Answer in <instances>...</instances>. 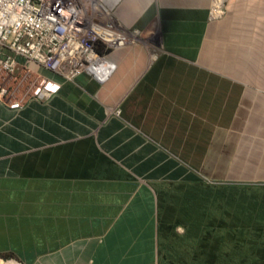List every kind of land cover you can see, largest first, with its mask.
<instances>
[{
  "label": "crops",
  "instance_id": "1",
  "mask_svg": "<svg viewBox=\"0 0 264 264\" xmlns=\"http://www.w3.org/2000/svg\"><path fill=\"white\" fill-rule=\"evenodd\" d=\"M141 1L117 10L140 41L101 47L106 75L17 57L3 76L0 256L264 264V0H228L214 22L211 0Z\"/></svg>",
  "mask_w": 264,
  "mask_h": 264
},
{
  "label": "built area",
  "instance_id": "2",
  "mask_svg": "<svg viewBox=\"0 0 264 264\" xmlns=\"http://www.w3.org/2000/svg\"><path fill=\"white\" fill-rule=\"evenodd\" d=\"M110 1L0 0L2 78L15 73L17 57H23L28 68L38 65L65 80L84 72L97 75L96 67H103L106 61L98 48L116 49L133 42L128 30L111 14ZM226 2L211 0L210 21L225 16ZM52 88L42 81L36 95L44 97ZM8 92L0 84V96Z\"/></svg>",
  "mask_w": 264,
  "mask_h": 264
},
{
  "label": "rangeland",
  "instance_id": "3",
  "mask_svg": "<svg viewBox=\"0 0 264 264\" xmlns=\"http://www.w3.org/2000/svg\"><path fill=\"white\" fill-rule=\"evenodd\" d=\"M118 0H115V2H114V0L112 1V2H110V3H108V5H109V7H110V12H111V14L114 16V17H116L115 15H117V10H118V8H119V6H120V4H121V0H120V3H118L117 2ZM116 2L118 3V4H116ZM116 5H118V6H116ZM226 7H227V11H226V14H225V16L224 17H222V18H220V19H218V20H215V21H222V20H224L227 16H228V14H229V12H228V0H227V2H226ZM208 14H209V11H208ZM118 17V16H117ZM117 19V18H116ZM119 22V21H118ZM214 22V21H213ZM239 29H241V33L243 34V33H245V30H244V26H239ZM131 30H134V29H131ZM132 32L134 33V31H131V32H129L128 31V33H130V35H131V37H132V39H133V42L132 43H134L135 41L137 42H139L140 40V35H137V37H134L133 35H132ZM141 34V33H140ZM213 35V34H212ZM110 51V50H109ZM211 55H213V52L212 51H210V53H209V58H208V60H210L207 64H208V66H207V69H208V72H215V64H216V59L213 57V56H211ZM2 75L3 74H1L0 75V84L2 85V86H4V87H11L9 84H5L3 81V79H2ZM224 76V78L223 79H226V80H229L230 79V74H225V75H223ZM229 78V79H228ZM207 81H209V77H207ZM27 86H29V83L28 82H25V86H21L20 88L22 89V90H26L27 89ZM12 87H16V85H14V86H12ZM13 89V88H12ZM9 92H11V89H9ZM9 95V94H8ZM0 260H2V261H6V262H8V261H10V262H17V263H19V264H24L23 262H21L19 259H17V258H14V257H7V256H0Z\"/></svg>",
  "mask_w": 264,
  "mask_h": 264
},
{
  "label": "trees",
  "instance_id": "4",
  "mask_svg": "<svg viewBox=\"0 0 264 264\" xmlns=\"http://www.w3.org/2000/svg\"><path fill=\"white\" fill-rule=\"evenodd\" d=\"M231 60V59H230ZM225 65V67H228V65L227 64H229V62L228 63H224ZM235 76H238V77H242L244 80H246V76L245 75H243V74H235ZM252 76H254L253 78H252V81H262L263 79H264V77H263V75H252ZM224 81H228V80H226V79H223ZM243 108H241L240 109V111L242 110ZM254 124H259L258 122H254Z\"/></svg>",
  "mask_w": 264,
  "mask_h": 264
},
{
  "label": "bare ground",
  "instance_id": "5",
  "mask_svg": "<svg viewBox=\"0 0 264 264\" xmlns=\"http://www.w3.org/2000/svg\"><path fill=\"white\" fill-rule=\"evenodd\" d=\"M113 1V0H112ZM112 1H110V2H112ZM144 1V0H143ZM143 1H141V2H143ZM114 2H115V0H114ZM118 2V1H117ZM123 2V0H121V3ZM145 2V1H144ZM143 2V3H144ZM140 9V8H139ZM117 14H118V11H117ZM130 21V20H129ZM96 72H97V74H99L100 72H104V69H103V67H96ZM101 74V73H100ZM0 264H19V263H17V262H10V261H8V262H6V261H2V260H0Z\"/></svg>",
  "mask_w": 264,
  "mask_h": 264
},
{
  "label": "clouds",
  "instance_id": "6",
  "mask_svg": "<svg viewBox=\"0 0 264 264\" xmlns=\"http://www.w3.org/2000/svg\"><path fill=\"white\" fill-rule=\"evenodd\" d=\"M120 1V0H119ZM125 28V27H124ZM126 29V28H125ZM127 30V29H126ZM129 31V30H128ZM129 32H131V31H129ZM106 49V48H105ZM106 50H113V49H106ZM98 51L102 54V51H101V47L100 48H98ZM102 55H104V54H102ZM105 66V65H104ZM104 66H103V69H104ZM106 69H104V72H100L99 74H97V75H94V76H97V77H100L101 75H106ZM91 74V73H90ZM91 75H93V74H91Z\"/></svg>",
  "mask_w": 264,
  "mask_h": 264
}]
</instances>
